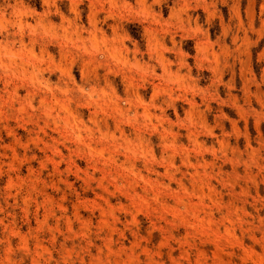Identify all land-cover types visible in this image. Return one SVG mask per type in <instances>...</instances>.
<instances>
[{
    "label": "rangeland",
    "instance_id": "374dc122",
    "mask_svg": "<svg viewBox=\"0 0 264 264\" xmlns=\"http://www.w3.org/2000/svg\"><path fill=\"white\" fill-rule=\"evenodd\" d=\"M0 264H264V0H0Z\"/></svg>",
    "mask_w": 264,
    "mask_h": 264
}]
</instances>
